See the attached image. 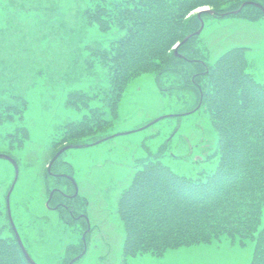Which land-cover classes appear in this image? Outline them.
I'll use <instances>...</instances> for the list:
<instances>
[{"label":"rangeland","instance_id":"obj_1","mask_svg":"<svg viewBox=\"0 0 264 264\" xmlns=\"http://www.w3.org/2000/svg\"><path fill=\"white\" fill-rule=\"evenodd\" d=\"M94 1L0 0V98L18 93L28 104L22 120L27 127L25 141L10 147L7 133L15 127L0 123V153L10 154L18 163L9 207L21 241L37 264H64L66 244L80 240V221L64 223L58 209L46 206L49 188L45 190V183L52 185L54 178H45L43 171L47 159L64 143L58 135L61 123L77 120L97 106L101 117L109 121L99 133H119L68 147L59 159L64 160L59 166L65 170H70L66 163L71 165L78 193L86 198L81 209L91 227L86 252L72 264H249L253 242L241 245L226 236L169 247L158 256L137 254L123 262V225L114 211L115 199L129 181L135 159L146 154L144 145L153 152L166 144L161 160L174 171L195 177L215 165L216 158L207 156L215 145L216 132L202 104L188 111L197 97L186 83L189 66L184 61L180 70H166L159 76L154 71L142 72L130 79L116 114L101 95L79 107L65 103L71 90L88 94L109 86L105 67H84L88 48L84 44L89 48L103 45L118 34L115 28L101 31L86 22L83 9ZM196 44L199 56L207 62L229 47L245 46L247 70L264 82V16L249 20L229 13L220 17L205 14ZM155 117L159 118L152 120ZM13 177L12 163L0 157L2 209ZM58 183L70 190L65 182ZM0 218L4 220L2 213Z\"/></svg>","mask_w":264,"mask_h":264},{"label":"trees","instance_id":"obj_2","mask_svg":"<svg viewBox=\"0 0 264 264\" xmlns=\"http://www.w3.org/2000/svg\"><path fill=\"white\" fill-rule=\"evenodd\" d=\"M204 5L212 12L201 11L202 18L205 14L220 17L227 13L249 20L264 16V0H95L83 9L87 23L96 24L101 31L115 28L118 32L106 44L92 48L84 44L88 47L84 67H105L109 86L88 94L71 90L65 103L79 107L88 99L99 100L101 95L116 114L130 79L142 72L154 71L159 76L166 70H180L184 61L189 66L186 83L196 92L194 107L204 106L216 132L215 145L207 156L216 158L215 165L195 177L176 172L161 160L160 152L166 144L153 152L144 145L146 154L135 159L129 181L115 199L114 211L123 225V259L146 252L158 256L169 247L226 236L241 245L253 242L249 264H264V82L247 70L243 45L229 47L207 62L199 56L198 34L194 33L178 45L180 55L173 52V45L199 26L200 17L194 9ZM235 9L238 11L231 12ZM8 95L9 101L0 98V123L15 127L7 133L12 147L14 142L20 144L27 139L22 120L28 104L21 94ZM101 116L95 106L89 114L61 123L59 140L83 146L104 139L107 135L99 131L109 121ZM60 162L59 157L55 159L51 169L58 171ZM63 179L67 182L57 175L53 184L61 188L58 182ZM48 187L46 183L45 190ZM60 201L65 206L57 204L58 217L64 223L79 218L76 214L84 199L53 190L49 203ZM1 213L0 264H30L11 230L5 207L0 208ZM3 230L9 233L2 235ZM82 246V239L66 244L64 264Z\"/></svg>","mask_w":264,"mask_h":264},{"label":"water","instance_id":"obj_3","mask_svg":"<svg viewBox=\"0 0 264 264\" xmlns=\"http://www.w3.org/2000/svg\"><path fill=\"white\" fill-rule=\"evenodd\" d=\"M244 3H245V2H242V5H243ZM207 8H208V7H205L204 9H207ZM238 9H239V8H238ZM238 9H237V10H233V12L238 11ZM199 10H203V8H199ZM207 11L211 12V10H208V9H207ZM197 15H199V11H198ZM202 25H203V20H202V18H200V25H199V27L197 28V30L194 31V32H199V31L201 30ZM189 36H190V34L184 36V37L180 40V42H177V43L174 44V46H173V47H174V48H173L174 53H177V52H176V50H177V46L180 45L181 43H183V41L186 40ZM68 146H69V145H63L60 149H58V150H57V151L51 156V159H50V161H49V163H48V165H47V169H48V170H49V167H50V165H51L53 159L56 158V157L62 152V150H64V149H65L66 147H68ZM0 157H3L4 159H8V160L13 164V167H14V173H15L14 180H15V178H16V176H17V174H18V173H17V163H16V162L14 161V159H13L9 154H7V153H6V154L0 153ZM14 180H13V181H14ZM12 184H13V182L11 183V186L9 187V189L7 190V193H6V207H7V211H8V218H9L10 221H11V225H12V229L14 230V233H15L16 241H18L19 246H20V249L22 250V252H24V255H25V258H26L27 262L30 263V264H36V263L34 262V260H32V258L30 257L29 253H28V252L26 251V249L24 248L22 241H20V239H19V235H18V232H17V230H15V227H14L13 221H12V219H11V217H10V209H9V207H8V199H9V196H8V195H9V192H10L12 186H13ZM75 191H76V185H75ZM74 193H75V192H74ZM81 254H82V252L79 253L77 256L71 258L69 261H67V264H71V263L73 262V260L77 259L78 256H80Z\"/></svg>","mask_w":264,"mask_h":264}]
</instances>
